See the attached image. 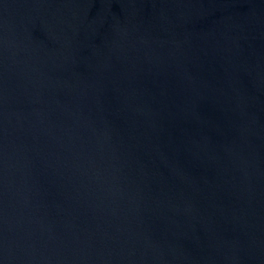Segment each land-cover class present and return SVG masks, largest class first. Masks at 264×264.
Wrapping results in <instances>:
<instances>
[{"label": "water", "instance_id": "1", "mask_svg": "<svg viewBox=\"0 0 264 264\" xmlns=\"http://www.w3.org/2000/svg\"><path fill=\"white\" fill-rule=\"evenodd\" d=\"M0 264H264V0H0Z\"/></svg>", "mask_w": 264, "mask_h": 264}]
</instances>
